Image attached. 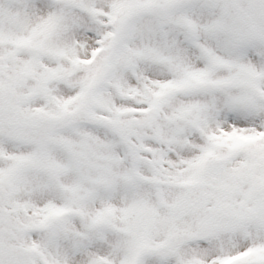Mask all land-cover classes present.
Wrapping results in <instances>:
<instances>
[{"label":"snow or ice","instance_id":"6c2138e0","mask_svg":"<svg viewBox=\"0 0 264 264\" xmlns=\"http://www.w3.org/2000/svg\"><path fill=\"white\" fill-rule=\"evenodd\" d=\"M0 264H264V0H0Z\"/></svg>","mask_w":264,"mask_h":264}]
</instances>
